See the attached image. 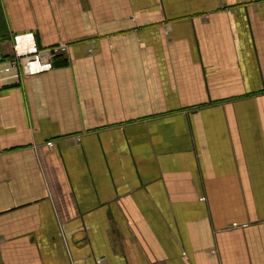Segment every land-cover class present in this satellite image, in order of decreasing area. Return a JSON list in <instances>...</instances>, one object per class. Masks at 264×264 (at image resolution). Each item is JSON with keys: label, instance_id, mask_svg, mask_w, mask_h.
<instances>
[{"label": "crops", "instance_id": "0c3cea01", "mask_svg": "<svg viewBox=\"0 0 264 264\" xmlns=\"http://www.w3.org/2000/svg\"><path fill=\"white\" fill-rule=\"evenodd\" d=\"M0 264H264V0H0Z\"/></svg>", "mask_w": 264, "mask_h": 264}, {"label": "built area", "instance_id": "2783aa9c", "mask_svg": "<svg viewBox=\"0 0 264 264\" xmlns=\"http://www.w3.org/2000/svg\"><path fill=\"white\" fill-rule=\"evenodd\" d=\"M13 54L7 60L14 68H19L23 76H31L53 68V60L68 53L65 44H58L48 48H38L33 35H17L13 38ZM52 145V144H50ZM101 260H97L100 263Z\"/></svg>", "mask_w": 264, "mask_h": 264}]
</instances>
